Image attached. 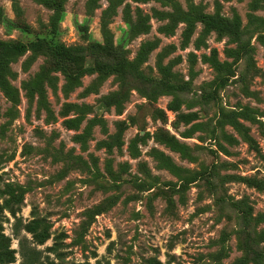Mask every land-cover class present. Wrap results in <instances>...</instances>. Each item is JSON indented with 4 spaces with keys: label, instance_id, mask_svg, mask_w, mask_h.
I'll return each mask as SVG.
<instances>
[{
    "label": "rangeland",
    "instance_id": "obj_1",
    "mask_svg": "<svg viewBox=\"0 0 264 264\" xmlns=\"http://www.w3.org/2000/svg\"><path fill=\"white\" fill-rule=\"evenodd\" d=\"M0 40V264H261L264 0H0Z\"/></svg>",
    "mask_w": 264,
    "mask_h": 264
},
{
    "label": "trees",
    "instance_id": "obj_2",
    "mask_svg": "<svg viewBox=\"0 0 264 264\" xmlns=\"http://www.w3.org/2000/svg\"><path fill=\"white\" fill-rule=\"evenodd\" d=\"M12 26H16L17 28H21L20 26L16 25L15 22H10ZM28 44L32 47H41L45 46L50 54L53 56V58H57L60 60H65L63 66L66 71V66H69L72 64L73 58L70 56V52L67 51L61 44L53 43L51 38L46 37H36L34 40H31L28 42ZM27 44L22 43H10L0 40V49L2 50V53L4 54L3 61L0 64V72L6 64L8 63V60L12 57H15L17 54H20L23 52ZM57 65H59L57 63ZM2 77V76H1ZM0 84L2 86L5 85V82L0 81ZM173 88H176L177 86H172ZM174 147H180L176 142H171ZM12 214H14V211L10 208ZM22 229H24L26 232L30 233L33 239L39 243L42 244L45 240H47L50 236V233L47 230V225L44 224V220L42 218H33L29 220L27 223L22 225ZM6 240H9L7 236H5L0 231V263H8L12 262L13 256L11 253V250L9 249V245L5 243ZM259 259L260 263L264 264V253L259 252Z\"/></svg>",
    "mask_w": 264,
    "mask_h": 264
}]
</instances>
